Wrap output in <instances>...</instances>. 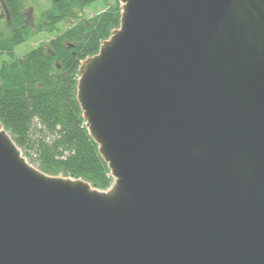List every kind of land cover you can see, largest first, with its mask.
I'll list each match as a JSON object with an SVG mask.
<instances>
[{"label":"water","instance_id":"obj_1","mask_svg":"<svg viewBox=\"0 0 264 264\" xmlns=\"http://www.w3.org/2000/svg\"><path fill=\"white\" fill-rule=\"evenodd\" d=\"M77 98L114 178L31 164L0 120V264H264V0H121Z\"/></svg>","mask_w":264,"mask_h":264},{"label":"trees","instance_id":"obj_2","mask_svg":"<svg viewBox=\"0 0 264 264\" xmlns=\"http://www.w3.org/2000/svg\"><path fill=\"white\" fill-rule=\"evenodd\" d=\"M8 29L0 31V120L29 161L51 175L82 178L106 190L114 178L99 151L77 98L79 67L120 26L121 0H108L93 16L97 0H50L38 20L28 0H1ZM40 32L57 35L20 57L16 48Z\"/></svg>","mask_w":264,"mask_h":264},{"label":"rangeland","instance_id":"obj_3","mask_svg":"<svg viewBox=\"0 0 264 264\" xmlns=\"http://www.w3.org/2000/svg\"><path fill=\"white\" fill-rule=\"evenodd\" d=\"M107 2L108 0H97L96 2L92 3L85 9V14L87 16H93L97 14L98 12L103 11L107 6ZM50 4H51L50 0H28V5H27L28 17L32 20H38L41 16V12L47 7H49ZM7 29H8V14L6 12V9L2 1L0 0V31L7 30ZM56 35H57V32L55 33L40 32V33L33 35L30 39L20 44L16 48L15 53H14L15 57L22 56L26 52L33 49L35 46L46 42L47 40H49L50 38H53ZM10 58H11L10 55L3 54L0 57V66L2 65L4 60H9ZM31 164L39 168L37 162H32Z\"/></svg>","mask_w":264,"mask_h":264}]
</instances>
